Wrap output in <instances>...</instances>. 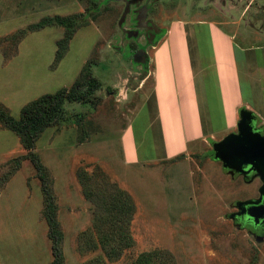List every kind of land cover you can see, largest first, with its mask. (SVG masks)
Listing matches in <instances>:
<instances>
[{"label": "rangeland", "instance_id": "374dc122", "mask_svg": "<svg viewBox=\"0 0 264 264\" xmlns=\"http://www.w3.org/2000/svg\"><path fill=\"white\" fill-rule=\"evenodd\" d=\"M130 1L97 0L93 9L90 0H0V109L20 119L45 94L76 82L85 92L90 64L102 83L87 102L65 101L58 124L36 143L63 233L65 264H264V239L229 217L237 201L259 196L257 176L248 184L223 169L213 144L168 158L163 145L173 138L162 137L160 122H154L159 110L147 102L153 63L146 55L152 59L165 28L194 11L213 10L218 18L210 21H218L224 1ZM256 14L252 9L242 18ZM44 17L70 19L74 38L60 62L57 42L66 28L29 29ZM259 18L264 22V14ZM154 26L161 33L149 40ZM251 56L264 60L263 51ZM238 57L246 56L238 50ZM243 82L245 101L264 116V92L258 90L251 103ZM233 89L226 96L230 107L240 99ZM172 122L165 131L176 140L179 126ZM173 145L178 149L179 142ZM127 152L130 160L145 161L126 165ZM26 154L21 138L0 122V264H53L42 182L22 159ZM161 154L168 159L156 160Z\"/></svg>", "mask_w": 264, "mask_h": 264}, {"label": "crops", "instance_id": "0c3cea01", "mask_svg": "<svg viewBox=\"0 0 264 264\" xmlns=\"http://www.w3.org/2000/svg\"><path fill=\"white\" fill-rule=\"evenodd\" d=\"M223 1L224 8H217L218 21H210L217 16L213 10L194 11L187 20H173L165 31L163 29L165 33L152 59L146 55L147 61L153 63V89L147 102L159 110L154 122H160L162 137L173 138L172 144L168 139L166 146L163 145L168 158L184 157L199 145L214 144L219 138L221 141L235 131L243 108L254 112L264 123L259 111L262 109L254 108L242 96L244 80L250 87L251 103L259 96L258 90L264 92V60L251 56L257 51H263L264 56V33L258 19L260 9L255 7L261 0H247L246 5L239 0ZM252 9L257 11V16L245 21L243 15ZM235 11L241 13L238 18ZM238 50L246 57L239 58ZM225 76L230 78L228 85ZM234 86L232 91L239 94L240 99L230 107L226 96H230V87ZM172 118L179 126L180 138L176 140L171 130L165 131L166 127L171 128ZM176 142H179L178 149H171ZM165 154L156 160L167 158ZM129 157L127 152L126 165L145 161L135 162Z\"/></svg>", "mask_w": 264, "mask_h": 264}, {"label": "trees", "instance_id": "16d2710c", "mask_svg": "<svg viewBox=\"0 0 264 264\" xmlns=\"http://www.w3.org/2000/svg\"><path fill=\"white\" fill-rule=\"evenodd\" d=\"M90 1L93 2L91 8L95 9L97 0ZM53 25L66 28L64 37L57 42L56 61L60 62L67 54L69 43L74 38L70 19L44 17L38 23L30 25L29 29L34 32ZM85 71L89 80L88 88L85 92L79 90V83L76 82L71 89L63 88L56 93L45 94L25 107L20 119H16L7 111L0 109V122L21 138L27 151V154L22 159L29 160L33 164L37 177L42 182V190L45 195L44 210L49 223V237L52 240L53 264H65V256L61 247L63 233L60 230V223L55 213L54 196L49 189L48 178L40 158L35 152V148L41 135L48 128L56 126L60 121V116L64 112L63 104L65 101L87 102L102 87V83L92 73L91 64L86 67ZM22 159L18 160V165Z\"/></svg>", "mask_w": 264, "mask_h": 264}, {"label": "water", "instance_id": "95a60500", "mask_svg": "<svg viewBox=\"0 0 264 264\" xmlns=\"http://www.w3.org/2000/svg\"><path fill=\"white\" fill-rule=\"evenodd\" d=\"M140 1L143 0H131L128 5L131 6ZM129 10L128 8L127 13ZM257 120L258 117L254 112L246 108L241 109L237 132L213 144L214 160L221 162L223 169L229 172L245 177L255 173L264 182V136L255 127ZM262 194H264V187ZM258 203L239 202L237 206L242 210L249 207L247 216L257 223L259 217L263 216L255 211L260 207L253 206ZM261 208L264 209V206ZM234 217L235 215H232L233 219Z\"/></svg>", "mask_w": 264, "mask_h": 264}, {"label": "flooded vegetation", "instance_id": "af4514ba", "mask_svg": "<svg viewBox=\"0 0 264 264\" xmlns=\"http://www.w3.org/2000/svg\"><path fill=\"white\" fill-rule=\"evenodd\" d=\"M252 5H254V3H252ZM255 7L260 9V15L264 14V0H261V2L259 4L255 3ZM261 20H262V18H259L260 27H261V29H263L264 28V22H262L263 20L262 21ZM143 24H144V22H143ZM144 26H148V25H144ZM150 27H151V25H150ZM147 28L149 29V26ZM152 28L154 29V33L148 32V33H151L149 40L155 39L157 37V35H159L161 33L160 32L161 30L156 28V26H154ZM135 56H134V60H135ZM136 58H137V56H136ZM260 120L261 119L258 118L255 127L264 136V123L260 122ZM236 175L243 176L240 174H236ZM256 176L261 183L260 184L261 186L259 188V196L257 198H250V199H247L245 201H237L235 204L237 210H236V212L230 214L229 217L231 220H233V222L236 225H239L241 228H244V229H249L252 232V234L256 235L259 238L264 239V209L261 208L262 206H264V194H262L264 182L255 173H252L248 177L243 176V178L246 182H248V184H251L254 177H256ZM239 202H259L257 205H253V206L260 207V209H257L255 211L257 212L258 215H263V216L259 217V220L257 223H254V221L247 216V209L249 207L246 209L243 208V210H242L237 206V203H239ZM232 215H235L234 219L232 218Z\"/></svg>", "mask_w": 264, "mask_h": 264}]
</instances>
